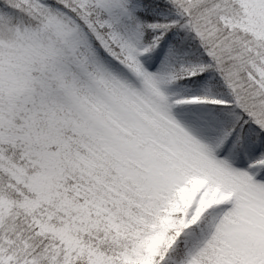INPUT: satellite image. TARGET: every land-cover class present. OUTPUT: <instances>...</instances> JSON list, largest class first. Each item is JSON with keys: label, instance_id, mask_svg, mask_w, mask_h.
I'll list each match as a JSON object with an SVG mask.
<instances>
[{"label": "snow or ice", "instance_id": "1", "mask_svg": "<svg viewBox=\"0 0 264 264\" xmlns=\"http://www.w3.org/2000/svg\"><path fill=\"white\" fill-rule=\"evenodd\" d=\"M0 264H264V0H0Z\"/></svg>", "mask_w": 264, "mask_h": 264}]
</instances>
